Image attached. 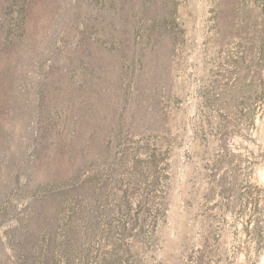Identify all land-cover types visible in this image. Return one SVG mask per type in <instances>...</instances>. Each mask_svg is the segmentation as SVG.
I'll return each mask as SVG.
<instances>
[{"label": "rangeland", "instance_id": "rangeland-1", "mask_svg": "<svg viewBox=\"0 0 264 264\" xmlns=\"http://www.w3.org/2000/svg\"><path fill=\"white\" fill-rule=\"evenodd\" d=\"M137 2L122 47L94 30L104 69L67 62L54 102L47 51L79 41L60 44L76 0L39 33L28 7L43 53L0 77V264H264V0Z\"/></svg>", "mask_w": 264, "mask_h": 264}, {"label": "trees", "instance_id": "trees-1", "mask_svg": "<svg viewBox=\"0 0 264 264\" xmlns=\"http://www.w3.org/2000/svg\"><path fill=\"white\" fill-rule=\"evenodd\" d=\"M84 1L86 8L82 9L81 7L83 6ZM137 1L138 0H76L77 9L72 16V19H75L72 22L74 25L69 24L62 30L60 35L63 39L60 44L65 46V39L71 30L72 32H78L79 37L77 36V38L79 41L69 45L71 47L67 50L68 52L65 53L64 56L66 57L63 58V62H59L58 52L49 53V51H47L51 58V62H49V72L51 77L45 82V84L42 85H51V87H53L52 89L49 88L50 93H52L51 99H53V102L57 100V95L55 94L59 92L57 91L58 85L55 84L61 83L57 81V76L60 75L63 70L64 72H67L69 69V66L66 64L67 62H70V65L72 66L76 65V67L81 71L90 67L98 68L99 72L104 69H102L101 64L112 56V49L105 50V43L98 42L96 40L94 42L92 40V35L95 32L94 30H96V32L104 30V32H108L112 38L118 39V44L115 46L122 43V41L130 36L132 25L135 23L134 11L136 9V5L138 4ZM37 2L42 4L44 2V6L42 7L44 14H42L41 21L44 22L45 25L42 26V24L39 23V26H35V30L39 33V31L42 32L41 29H44V27L47 26L46 23L49 20L54 19L56 12H59L62 6H64L63 3L65 0H0V8H3L4 6H11L14 3L18 9L17 19L14 27H12V33L10 31L11 27H7L5 29L3 24H0V58L5 57L6 60H11L12 62L10 70H7L0 75V77H7L8 88L11 86V81L14 79V73L17 71L14 65L17 63L18 59L21 58L23 60L27 56L39 58L41 53H43V49H40V43L33 40L34 36L27 34L24 26L25 24L28 28L29 25V19L27 16L29 15L28 13L30 12V9L28 7H33ZM150 2L151 0H142L141 5L147 9L145 10L143 8L145 14H147L148 9L151 8L153 0L151 3ZM2 13L3 10H0V15ZM107 14L116 15L114 21L119 24L118 27H112L107 31L108 28H106L103 23ZM3 21L10 20L3 19ZM119 39H121L120 42ZM120 45L121 47L123 46V44ZM115 46H112L111 48ZM115 50H117L118 53L122 52V49L119 47H116ZM119 57L120 56L116 57L117 61ZM58 63L63 64L59 67ZM5 87L6 86H3V90H5ZM38 92L40 93L42 90H38ZM40 98L42 101L44 100L43 95L40 96ZM37 103H39L38 107L40 108L39 97ZM41 131L42 130L39 129L38 135L34 139V141L38 144L41 142L40 138H42Z\"/></svg>", "mask_w": 264, "mask_h": 264}]
</instances>
